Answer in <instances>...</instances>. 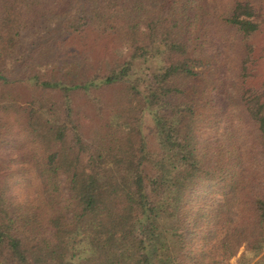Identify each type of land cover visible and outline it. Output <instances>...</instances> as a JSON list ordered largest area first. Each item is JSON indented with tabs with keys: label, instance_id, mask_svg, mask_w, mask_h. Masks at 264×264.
I'll list each match as a JSON object with an SVG mask.
<instances>
[{
	"label": "trees",
	"instance_id": "trees-1",
	"mask_svg": "<svg viewBox=\"0 0 264 264\" xmlns=\"http://www.w3.org/2000/svg\"><path fill=\"white\" fill-rule=\"evenodd\" d=\"M263 75L264 0H0V264H264Z\"/></svg>",
	"mask_w": 264,
	"mask_h": 264
},
{
	"label": "rangeland",
	"instance_id": "rangeland-1",
	"mask_svg": "<svg viewBox=\"0 0 264 264\" xmlns=\"http://www.w3.org/2000/svg\"><path fill=\"white\" fill-rule=\"evenodd\" d=\"M77 47L78 46V44L77 43H73L72 45H70V47H68L67 49H64V51L66 52V54H67V51L69 50V48H71V47ZM118 46V45H117ZM116 47V46H115ZM80 52H81V50H80ZM79 52V53H80ZM139 63V69H138V71H140L139 73H143L144 72V70H146V71H148L149 73H151V71H153V70H155V69H157L158 68V65L160 64V63H158L157 61H156V63L155 62H151L150 63V60H146V61H142V62H137V64ZM263 80H264V75L263 76H261V77H259L257 80H255V83L254 84H260V83H262L263 82ZM232 264H235L236 263V258H233L232 259Z\"/></svg>",
	"mask_w": 264,
	"mask_h": 264
}]
</instances>
